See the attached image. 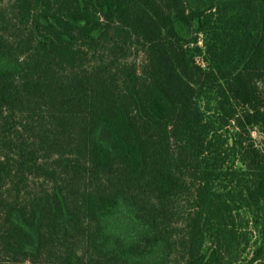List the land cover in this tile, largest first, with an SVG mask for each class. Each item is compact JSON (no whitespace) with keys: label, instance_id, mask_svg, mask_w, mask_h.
<instances>
[{"label":"trees","instance_id":"trees-1","mask_svg":"<svg viewBox=\"0 0 264 264\" xmlns=\"http://www.w3.org/2000/svg\"><path fill=\"white\" fill-rule=\"evenodd\" d=\"M254 131L264 0H0V264H264Z\"/></svg>","mask_w":264,"mask_h":264},{"label":"rangeland","instance_id":"rangeland-1","mask_svg":"<svg viewBox=\"0 0 264 264\" xmlns=\"http://www.w3.org/2000/svg\"><path fill=\"white\" fill-rule=\"evenodd\" d=\"M134 58H136L137 61H140L141 58H142V54L140 52L138 54L134 52V53H132V59H134ZM253 137L255 138V140L257 142L264 141V135L259 133V132H257V131L253 132Z\"/></svg>","mask_w":264,"mask_h":264}]
</instances>
